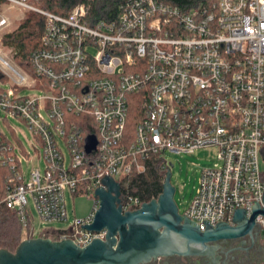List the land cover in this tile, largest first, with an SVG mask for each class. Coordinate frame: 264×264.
Instances as JSON below:
<instances>
[{
	"label": "built area",
	"instance_id": "1",
	"mask_svg": "<svg viewBox=\"0 0 264 264\" xmlns=\"http://www.w3.org/2000/svg\"><path fill=\"white\" fill-rule=\"evenodd\" d=\"M3 2L45 19L43 47L32 54L27 71L0 52V80L11 82L9 89L0 88V164L8 172L4 203L25 229L31 198L42 222L70 221L65 229L44 230L41 238L71 240L82 248L105 240L106 229L82 228L94 222L101 203L95 192L104 187L103 178L122 187L153 158L164 162L166 172L165 153L206 148L216 150L218 163L203 171L184 215L205 231L204 221L233 225L236 209L251 218L254 202L264 208V0H217L188 10L160 0H125L116 18L94 24L87 4L63 17L35 8L32 0ZM11 24L0 13V32ZM24 89L45 94L21 96ZM134 100L142 115L130 134ZM9 118L29 129V146L40 147L44 167L29 177L23 164L30 153ZM90 136L97 146L88 153ZM67 192L92 200L91 210L71 220ZM121 200L124 212L144 204L123 192ZM256 228L264 241L263 215Z\"/></svg>",
	"mask_w": 264,
	"mask_h": 264
},
{
	"label": "water",
	"instance_id": "2",
	"mask_svg": "<svg viewBox=\"0 0 264 264\" xmlns=\"http://www.w3.org/2000/svg\"><path fill=\"white\" fill-rule=\"evenodd\" d=\"M86 142V150L91 153L97 146L96 138L90 136ZM171 179L168 168L160 197L137 210L124 212L122 187L106 176L102 179L104 187L95 192L101 203L94 222L82 226L94 232L106 229L105 240L94 239L82 248L71 240L29 238L15 252L0 249V264H150L176 255L205 256L213 251L211 244L249 234L256 228L257 217L264 216L262 205L254 202L251 218L245 209H236L233 225L221 222L213 227L204 221L206 229L201 231L196 223L180 214Z\"/></svg>",
	"mask_w": 264,
	"mask_h": 264
},
{
	"label": "trees",
	"instance_id": "3",
	"mask_svg": "<svg viewBox=\"0 0 264 264\" xmlns=\"http://www.w3.org/2000/svg\"><path fill=\"white\" fill-rule=\"evenodd\" d=\"M160 1L188 10L200 5L208 7L217 0ZM124 2L125 0H40L44 10L63 17H68L77 6L87 4L89 6V19L93 24L101 20L111 21L116 18L119 7ZM3 3V0H0V5ZM44 29V17L38 13L29 12L18 29L4 37V45L16 50L15 59L21 67L28 69L32 54L43 47ZM134 101L131 102L128 118L127 130L130 134L134 133L135 126L142 115L139 100ZM7 175V169L0 164V249L15 252L21 242L24 239L32 238L33 234L30 226L25 229L19 215L7 208L4 203ZM164 176V162L158 158H153L147 162L145 172L133 171L122 182V192L138 197L142 203L151 202L158 199L163 193Z\"/></svg>",
	"mask_w": 264,
	"mask_h": 264
},
{
	"label": "rangeland",
	"instance_id": "4",
	"mask_svg": "<svg viewBox=\"0 0 264 264\" xmlns=\"http://www.w3.org/2000/svg\"><path fill=\"white\" fill-rule=\"evenodd\" d=\"M34 7L38 9H43L41 7L40 0H32ZM0 13H6L11 17V26L4 31L0 32V38L2 37V44H0V52L5 58L10 61L13 65L20 67L22 70L27 71L25 68L21 67L15 59L16 50L4 45V37L7 34L13 33L19 28L22 22L25 21L29 12L8 9V4L3 3L0 5ZM34 14H37L34 12ZM89 53L95 56L97 49L91 47ZM11 86L10 80H0V88L9 89ZM44 91L37 89H24L20 95L21 96H43ZM12 125L17 130L15 135L19 141L22 143L26 152L30 153L28 159L23 164V170L28 176L30 172L38 167H44V161L41 159L40 147L33 149L29 146V141H31V135L29 129L24 123L19 120L9 118L7 124ZM5 126L4 123H1ZM134 125V123H133ZM12 138V136H11ZM36 146V144H34ZM34 146V147H35ZM62 149L65 153L66 158L69 160L70 156L68 150L63 146ZM164 161L170 168L172 173L171 183L176 188L175 202L179 207L180 214L184 215L188 208L190 207L197 190L200 186V180L202 173L205 169L213 168L217 163V152L214 148H206L196 151L195 153H165L163 155ZM166 175V172L164 171ZM29 177V176H28ZM165 178V176H164ZM28 180V179H27ZM67 206L71 220L74 216L86 215L93 206V201L85 196L73 197L69 192H67ZM28 211L31 216L30 228L34 237L38 238L42 235L44 230H61L69 227L70 221L68 223H44L39 218L37 211L34 206V202L31 198L28 200ZM25 240V239H24Z\"/></svg>",
	"mask_w": 264,
	"mask_h": 264
},
{
	"label": "flooded vegetation",
	"instance_id": "5",
	"mask_svg": "<svg viewBox=\"0 0 264 264\" xmlns=\"http://www.w3.org/2000/svg\"><path fill=\"white\" fill-rule=\"evenodd\" d=\"M210 246L213 251L205 256L176 255L150 264H264V241L257 228L243 237Z\"/></svg>",
	"mask_w": 264,
	"mask_h": 264
},
{
	"label": "crops",
	"instance_id": "6",
	"mask_svg": "<svg viewBox=\"0 0 264 264\" xmlns=\"http://www.w3.org/2000/svg\"><path fill=\"white\" fill-rule=\"evenodd\" d=\"M262 170H263V172H264V160H263V162H262ZM82 216H84V215H82Z\"/></svg>",
	"mask_w": 264,
	"mask_h": 264
}]
</instances>
